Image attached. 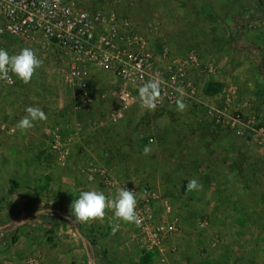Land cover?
I'll return each mask as SVG.
<instances>
[{"label":"rangeland","instance_id":"374dc122","mask_svg":"<svg viewBox=\"0 0 264 264\" xmlns=\"http://www.w3.org/2000/svg\"><path fill=\"white\" fill-rule=\"evenodd\" d=\"M77 1L87 8H92L97 3H110L109 0ZM136 2L138 1H135V5ZM141 2L142 9L148 10L149 18L158 26L156 31L161 32L160 44L164 42L176 51L195 46L204 61L216 68L215 73L204 75L200 79L201 107L182 103L184 108L180 109L179 103L154 108L144 107L136 101L128 105L123 111V117L114 123L110 121L109 114L117 104L112 95H109L102 100L95 97L93 102L84 103L79 110H74L73 105L79 100L74 90L60 77L59 68L54 62L56 52L35 46L32 49L41 56L43 63L30 82L24 83L19 79L16 86L0 97V121L16 126L26 115L25 109L28 106L41 109L46 119L35 122L31 129L13 134H7L0 128V184L4 180H9L11 184L13 176L20 177L14 173H17L20 163L27 164L30 161V154L27 155L25 150L29 142L31 146L27 149L28 152L41 147L47 153L44 158L51 161L52 152L43 136L45 125L64 124L67 126L63 130L65 134L84 140L81 132L74 134L73 123L69 119L74 118V121L80 122L82 130L94 121L92 125L97 126L101 136L99 146L94 148L96 151L82 153L73 150L71 153V170L75 179L80 182L74 186L78 189L73 192L75 198H78L80 190L102 191L106 197L111 198L119 189L118 185L106 186L99 181L87 183L90 179L83 174L82 168L91 160L108 165H118L120 162L119 168L127 167L131 174L129 176L134 178L129 181L142 193L151 188V163H155L160 166L157 180H160V187L164 186L161 192L169 198L167 202L172 209L168 217L178 218L181 231L170 237L162 250L158 251L146 247L133 223L115 219L108 209H105V217L102 219L97 218L87 223L73 222L72 226L66 218L53 217L57 226L54 228L58 231L49 232L47 238L52 241V235L59 232L58 239L52 241V249L60 246L54 250L61 255L64 261L62 263L89 264L87 261L82 262L80 257L85 260V252L90 251V256L97 257L96 264H264V254L260 256L261 246L264 251V152L255 151L254 148L252 151L249 149L251 152L246 154L245 148L243 149L246 144L242 140L248 146H256L249 139L232 133L219 134L221 137L217 139V146L211 148V135L216 131L226 130L203 118L200 113L205 104L216 101L217 95L228 83L233 84L238 92L251 97L250 103L260 113L261 108H264V0ZM112 8L115 5L109 9L105 5L106 11L110 12ZM92 67L101 73L99 78L93 82L90 80L89 83L90 92L95 96L104 90L119 87L120 82L114 76L95 66H91V70ZM45 94L54 95V100L46 101ZM57 97L64 98V105L53 106L58 102ZM40 99L44 100L43 105H40ZM196 132L203 137H195ZM196 140L199 141L198 152L195 147L192 148ZM189 143L192 146L189 147ZM232 148L234 153L231 152ZM187 150L190 152L186 153ZM214 150L215 153L211 152ZM205 161L207 166L202 171L206 173L204 179L208 184L193 190V196L200 192V198L204 200L199 203L200 206L194 201L189 203L187 199L180 200L182 193L186 191L184 177L175 176L174 187L171 186L173 177L165 176L164 166L168 167L165 168L169 170L166 172L169 175V172L181 170V164H187L188 169L197 175L201 171L197 166ZM7 163L12 165L13 169L10 168V171ZM16 166L18 169L14 168ZM114 169V175L121 177V171L116 174ZM76 175H81L82 179ZM47 182L42 185L45 189L50 188ZM15 187L19 189V185L12 183L10 188ZM58 208L63 211L61 205ZM187 210L190 215L182 217L183 214L187 215ZM157 211L162 214L160 204ZM212 212L216 215L213 216ZM67 214L71 219L70 207ZM202 220H208V223L202 225ZM248 221L253 226L250 233L243 231V224ZM113 225H118L115 233L112 232ZM68 242L74 244L76 254L67 251L64 243ZM245 243L255 244L257 248L247 249L244 247ZM20 249L17 245L16 250L19 252ZM17 256L20 263H24L29 256H38L45 264L40 251L19 253Z\"/></svg>","mask_w":264,"mask_h":264},{"label":"built area","instance_id":"2783aa9c","mask_svg":"<svg viewBox=\"0 0 264 264\" xmlns=\"http://www.w3.org/2000/svg\"><path fill=\"white\" fill-rule=\"evenodd\" d=\"M109 1L113 5L132 7L136 0ZM35 46L56 52L54 62L60 77L74 90L79 100L73 105L74 110H79L84 103L93 102L95 97L102 100L112 95L117 107L110 112L109 119L114 123L123 117L126 107L136 101L144 107L154 105V108L179 103L201 107L200 79L216 72L195 46L175 51L162 43L155 49L151 36L139 31L127 13L106 11L105 4L97 3L87 8L77 0H0V48L9 54H17L24 48ZM91 66L114 76L120 82L119 87L104 90L98 96L91 93ZM18 81L12 73L7 79H0V97ZM152 81L158 84V94L148 89L141 96L139 89ZM237 94L233 84H226L216 101L205 104L200 113L214 125L237 137L249 139L264 152V121L255 110L246 112L244 107L251 103L236 100ZM65 127L59 123L47 124L43 128L50 151L57 162L62 163L69 159L75 140L73 135L64 133ZM73 127L74 134L82 131L80 122ZM0 128L7 134L20 131L16 126L1 121ZM78 151L84 153L82 148ZM82 172L92 181L134 191L139 224H133L146 247L161 251L165 242L181 231L178 218L168 217L171 205L163 199L158 202L151 188L142 193L130 181L118 184L105 164L84 165ZM158 204L162 207V214L157 211ZM207 223L208 220L201 222L202 225ZM24 264H43V261L38 256H29Z\"/></svg>","mask_w":264,"mask_h":264},{"label":"crops","instance_id":"0c3cea01","mask_svg":"<svg viewBox=\"0 0 264 264\" xmlns=\"http://www.w3.org/2000/svg\"><path fill=\"white\" fill-rule=\"evenodd\" d=\"M136 1L138 2H136L137 4L135 6L128 7L123 4H121L120 6L115 5V8H112V10H115L121 14L127 13L139 31L145 32L149 34V36H151L152 43L155 49H157L162 43H164L162 42L160 44L161 39L159 37L161 36V32L156 31L157 29L156 24H154L153 20L149 18L147 14L148 10L142 9L141 7V4H143L141 2L142 0H136ZM105 5L108 6V9H109V7L112 6L113 4L111 5V3H109ZM172 47L174 48V45ZM100 75L101 73L99 72V70L95 68H93L92 70L90 69L89 80L93 82L94 80L97 79V77L99 78ZM240 78L244 79V77L243 78L240 77ZM201 84H203V82H201ZM201 86L202 85H200V87ZM45 95H46V98H45L46 101L47 99L54 100V95L52 96L48 94H45ZM251 99H252L251 97L248 98L247 96L243 95V93L241 92H238L237 98H236V100L244 102V103L251 102L252 101ZM40 100L42 102V104L40 105H43L44 100L42 99ZM56 100L58 102H56L53 106L58 105V107H60L64 105V103L66 102L64 101L63 97H59V98L57 97ZM247 106L248 104L244 107L246 112H252L255 110L259 114L260 119L264 121V108L263 107L261 108L262 111L260 113V111L256 109V106H253L252 104H250L252 108H250V106L248 107ZM61 119L63 118L61 117ZM76 121L77 120L74 121V118L69 119V122L73 123V125L76 124ZM92 124H94V121H91L89 124H87L85 127V130L81 131L80 134L84 136V140H80V138H76L73 141L74 151L76 150L78 151V149L80 148H82L84 152H89V151L95 152L96 151V149L94 148H97L99 146L100 141H101V138H100L101 136L97 131L98 130L97 126L94 127ZM223 133H225V135H228L231 132H228V131L217 132L216 131L214 134L211 135L213 138L212 139L213 141H211L212 144H210L211 148L217 146L219 142V140L217 139L221 137L219 134L224 135ZM200 134L201 133L196 132L194 136L203 137V135H200ZM199 141L196 140L194 146H192V144L190 143L188 144V146L189 147L192 146V148L195 147V150L198 152ZM242 143L246 144L245 147H243V149L245 148L246 154L250 153L254 148H255L254 149L255 151H258L260 153L263 152L258 147L248 146L249 144H247L246 142H243V140H242ZM30 146L31 145L29 142V144L25 148L27 155L30 154V158H29L30 161L27 164L20 163L19 169H18V166L14 167L15 169H18L17 173H14V175H19L20 177L16 178L15 176H13L12 179L14 178V181H11V184L14 183L15 185L17 184V186L19 185V189L16 187L10 188L11 184L9 180L8 181L4 180L3 183L0 184V203L2 205V207L0 208V264H10V263L24 264L23 262L21 263L19 262L20 260L17 258L18 257L17 255L19 253L27 254V253H32L35 251L42 252V257L45 261V264H64L62 263L64 261H62V257L59 254V252L54 250V249L60 248V246H57L56 248L52 249V244L53 242H55L56 239H58L59 232L56 234L54 233L53 235L52 233L50 234L52 235L53 242L50 241L49 238H47V235L51 231L52 232L58 231L57 228H54V226L55 227L57 226L54 224L56 220L53 217H57L58 219L59 217L60 219L66 218L68 219L69 221L68 223L71 226L73 224V221H71L67 212L73 200L76 199L73 192H77L78 189L74 188V186L77 183H80L78 182V180L75 179L74 173L71 170L73 169V166H72L73 160H71L73 159L72 157L73 154L70 155L69 159L64 163L57 162L53 154L50 155L51 161H48L47 157L44 158V155H47V153L45 150L44 151L42 150L43 148L41 149V147L39 148L36 147L34 151L29 150L28 152L27 149ZM188 151L190 152V150H187L186 153H189ZM211 152L215 153V150ZM231 152L232 153L235 152L233 148L231 149ZM207 153L208 152L206 151V154ZM208 155L209 154H207L206 156L208 157ZM206 162L207 161L201 164V166H197L201 168L200 173L197 175L193 173L190 168H189L190 170L188 169V166H186L187 164H184V165L181 164L180 165L181 170H175V173L174 171L169 172V175L166 173L169 171L166 169L168 168L167 166H164L163 169L165 170L163 171L165 173V176L173 177V179L170 182L171 186L174 185L173 180L175 176H180V175L184 177L183 179H184L185 185H187L190 180L196 179L199 185L203 186V185L208 184V182H206L204 179L206 176V173L202 171V169L203 168L205 169L207 166ZM92 163L94 162L91 160L84 165L92 164ZM94 164H104V163L96 162ZM6 165H7V169L10 171V168L12 167V165L9 163H7ZM105 165L111 169L113 176L119 182L129 181L130 179L134 180L132 176H129L131 174L128 173L127 167L119 168L120 162L118 163V165L117 164H112V165L105 164ZM113 169L116 172V174L119 171H121L122 176L120 175L121 177H117L118 174L114 175L115 173H113ZM41 171H45V172L42 173ZM151 172H153V176L151 177V181H150L151 191L157 195L158 202H160L161 199L168 201L169 198L166 197L161 192V188L164 186L160 187V180H157V175L160 172V166L156 165L155 163L154 164L151 163ZM80 176L81 175H76V177H80ZM80 179L82 178L80 177ZM83 180L85 181L86 179L83 178ZM46 182L50 185V188L48 189H45L46 187L42 186L46 184ZM90 182L92 183V182H97V181L89 180V182L87 183L90 184ZM88 184H85V185H88ZM66 187L67 189H65ZM3 189H6V190L4 191ZM196 195L197 196H193V191L189 192L186 190L185 192L182 193L180 200L187 199L189 203L194 201V202H197L196 204L199 205V203L203 201L204 198H200V195H201L200 192H198ZM189 199H192V200H189ZM60 205L63 211L61 210V208H58V206ZM212 214L213 216L216 215L213 212ZM188 215H190V212H188L187 210V215L183 214L182 217L188 216ZM67 226L69 225L67 224ZM252 230H253V226H252L251 221H248L247 223L245 222L243 224L244 232L250 233L252 232ZM63 242H67V241H63ZM64 244H65V248L67 249L69 253L73 252L74 254H76V252H74L76 251V249H74L73 247L74 244H71L69 242L64 243ZM248 244L245 243L244 247H247V249L257 248L255 244H252V243H250L249 245ZM17 245L21 247L19 252L18 250H16ZM261 248L263 247L262 246L260 247V256L262 257V255L264 254V251H262ZM62 249H64V247H62ZM78 251L77 253H79ZM85 254H86L85 260H83L84 258L80 257V259H82V262L87 261L89 264H96L97 262L96 256L94 257L90 256L91 255L90 251H86ZM59 259H61V261ZM15 261L17 263H15Z\"/></svg>","mask_w":264,"mask_h":264},{"label":"clouds","instance_id":"9594fccd","mask_svg":"<svg viewBox=\"0 0 264 264\" xmlns=\"http://www.w3.org/2000/svg\"><path fill=\"white\" fill-rule=\"evenodd\" d=\"M42 63L43 61L30 48H24L17 54H9L6 49L0 48V79H7L9 73H12L17 79L28 83ZM157 88V82L152 81L141 87L139 94L143 96L148 89L158 94ZM179 108L183 109L184 105L179 104ZM25 112L26 115L16 124L17 129H31L35 122L46 119L45 113L37 107L28 106ZM199 187L198 181L192 179L186 185V190L191 192ZM136 205L137 198L134 191L126 187L119 188L111 198L106 197L102 191L80 190L78 198L70 205L71 221L87 223L97 218L102 219L105 217V209H108L117 220L139 224ZM117 230L118 225H113L112 232L115 233Z\"/></svg>","mask_w":264,"mask_h":264}]
</instances>
